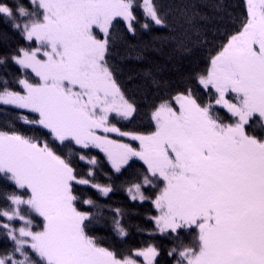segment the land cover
I'll return each instance as SVG.
<instances>
[{
	"label": "snow or ice",
	"instance_id": "1",
	"mask_svg": "<svg viewBox=\"0 0 264 264\" xmlns=\"http://www.w3.org/2000/svg\"><path fill=\"white\" fill-rule=\"evenodd\" d=\"M30 3L32 12L17 6L18 20L0 0V17L36 45L21 48L11 58L38 78L20 79L23 93L5 88L0 104L34 114L31 119L21 115V122L43 130L40 137L0 131V176L21 190L5 193L11 207L0 211L8 221L0 222V229L12 246L0 253V264H138L127 256L118 258L88 234L99 213L77 209L73 185H90L104 196L114 187L78 177L70 161L56 151V144L65 142L99 149L117 173L137 158L150 176L163 181L151 200L159 213L153 217L158 231L179 238L181 230L195 229L198 240L196 247L181 244L175 264H264V139L245 130L254 116L264 122V0H247L241 30L211 57L206 75L196 76L233 122L224 123L212 103L201 104L189 90L174 97L178 112L166 101L153 111L155 131L147 135L121 131L109 122L113 113L127 120L135 112L107 59L117 18L135 33L134 0ZM143 11L153 25L165 26L153 0H143ZM142 27L148 29L149 24ZM97 130L139 141L140 150ZM151 183L145 176L127 192L143 202L149 197L141 189ZM84 204L98 207L90 199ZM114 212L113 230L123 238L124 213L119 208ZM32 214L43 220L40 231L33 230ZM176 253L173 248L168 255ZM133 255L143 257L144 264H156L159 251L149 245Z\"/></svg>",
	"mask_w": 264,
	"mask_h": 264
},
{
	"label": "trees",
	"instance_id": "2",
	"mask_svg": "<svg viewBox=\"0 0 264 264\" xmlns=\"http://www.w3.org/2000/svg\"><path fill=\"white\" fill-rule=\"evenodd\" d=\"M141 1L134 0L135 33L128 31L124 21L117 19L113 22L107 59L118 86L135 107L129 120L112 117L111 122L121 131L147 135L154 131L153 111L162 102L172 103L177 94H187L191 90L201 104L214 101L215 93L210 97L208 91L199 85L196 76L206 75L211 57L221 50L232 35L241 30L247 12L244 0H153L165 21V26H155L145 19ZM3 2L13 9L18 20V5H23L29 12L33 11L30 0ZM145 23L149 24L148 29L142 27ZM34 46V41L26 42L19 31L12 29L10 21L0 17V59H4V63L0 64V92L7 88L8 91L23 93L19 80L34 81V76L22 70L11 58L13 54L18 55L21 48L30 50ZM215 108L224 123L233 122L231 115L224 109ZM21 115L31 119L34 114L0 105V131H19L28 136L40 137L43 130L23 124ZM245 130L248 135L264 139V122L258 116L250 119ZM56 151L70 161L78 177L114 187V191L104 196L90 185H73L77 209L99 213L87 229L88 234L95 237L100 246L116 253L118 258L152 245L159 251L156 264H174L178 252L182 250L181 244L191 247L198 245L195 229L181 230L179 238L175 234H161L158 231L153 219L158 212L151 200L155 199L163 182L148 174L143 161L131 160L117 173L98 150L79 149L74 143L65 142L63 145L57 143ZM81 155L85 156L84 160L80 159ZM93 158L96 163L90 164ZM89 171L91 176L88 175ZM145 176L152 183L141 190L149 199L143 202L131 201L127 195L128 187L133 183L142 184ZM20 191L15 189L11 181L0 176V211L11 207L5 193ZM88 199L98 207L85 205L84 201ZM117 208L124 213L121 224L127 235L123 238L112 227L114 210ZM0 222L7 223L3 217H0ZM40 227L41 220L38 219L36 228ZM11 246L12 242L7 240L4 230L0 229V253ZM173 248L177 249V253L170 257L168 253Z\"/></svg>",
	"mask_w": 264,
	"mask_h": 264
},
{
	"label": "rangeland",
	"instance_id": "3",
	"mask_svg": "<svg viewBox=\"0 0 264 264\" xmlns=\"http://www.w3.org/2000/svg\"><path fill=\"white\" fill-rule=\"evenodd\" d=\"M244 3H245V7H246V12H247V0H244ZM141 9H142V11H143V0L141 1ZM143 13H144V11H143ZM145 15V14H144ZM117 19H120V18H117ZM120 20H122V19H120ZM247 20V19H246ZM123 21V20H122ZM97 34L100 36V38H103V36H102V34H100L99 32H98V30H97ZM26 42H28V41H26ZM35 47V46H34ZM34 47H32V48H34ZM31 48V49H32ZM30 49V50H31ZM14 62V61H13ZM15 63V62H14ZM16 64V63H15ZM18 65V64H17ZM19 66V65H18ZM27 71H29L33 76H34V81L33 82H37L38 81V78L35 76V74L34 73H32L31 72V70L29 69V70H27ZM200 85V84H199ZM202 88H203V86L202 85H200ZM204 89V88H203ZM210 103H212L213 105H214V107H218V108H220L219 106H216L215 105V101H212V102H210ZM170 104V106L171 107H173V109L175 110V111H179V105L177 104V102H176V100L175 99H173L172 100V103H169ZM0 105H3V104H0ZM3 106H7V107H12V106H10V105H3ZM12 108H14V107H12ZM222 109V108H221ZM225 110V109H224ZM226 111V110H225ZM227 112V111H226ZM230 115V114H229ZM133 116V115H132ZM131 116V117H132ZM112 117H116V118H119V117H117L114 113L113 114H111L110 115V118H109V122H110V124H112V125H115L116 127H118L114 122H111V118ZM130 117V118H131ZM130 118H128L127 120H129ZM119 119H122V118H119ZM123 120H125V119H123ZM153 124H154V131H155V122L153 121ZM153 131V132H154ZM97 134L98 135H102V136H104V135H107V137L109 138V139H112V140H115V141H118V142H120V143H125V144H128V145H130L131 147H133L134 149H136V150H140V143H139V141H136V140H132V139H130V137H127V136H118V135H116L115 133H103V132H101V131H99V130H97ZM151 134V133H150ZM92 149H94V150H98L107 160H108V158H107V156L105 155V153H103L102 151H100L99 149H97V148H92ZM131 160H139V159H137V158H132ZM130 160V161H131ZM108 162H109V164L111 165V163H110V161L108 160ZM112 166V165H111ZM125 166V165H124ZM123 166V167H124ZM122 167V168H123ZM113 168V167H112ZM121 168V169H122ZM158 178V177H157ZM159 179V178H158ZM162 181V180H161ZM163 182V181H162ZM127 195H128V197L130 198V200L131 201H134V200H132L131 199V197L129 196V194H128V192H127ZM135 201H139V200H135ZM157 215H159V213H157ZM32 219H33V230H35V231H40L41 229H42V227H43V220H42V218L41 217H39V216H36L35 214H32V217H31ZM38 219H40L41 220V227L40 228H36V221L38 220ZM17 223L15 226L16 227H19L20 226V222L19 221H14V222H12V223ZM154 222H155V220H154ZM7 223H8V221H7ZM156 225V224H155ZM29 253H30V255H33V254H31V252H30V250H29ZM126 257V256H125ZM127 257H129V258H131V259H134V260H136L137 262H138V264H144V261H143V257H135L133 254L132 255H129V256H127ZM177 257H178V255H177ZM124 258V257H123ZM123 258H120V259H123ZM179 258V257H178ZM175 264V263H174Z\"/></svg>",
	"mask_w": 264,
	"mask_h": 264
}]
</instances>
